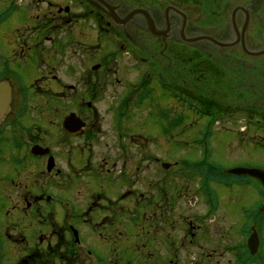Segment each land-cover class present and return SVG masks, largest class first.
Listing matches in <instances>:
<instances>
[{"label": "flooded vegetation", "instance_id": "flooded-vegetation-1", "mask_svg": "<svg viewBox=\"0 0 264 264\" xmlns=\"http://www.w3.org/2000/svg\"><path fill=\"white\" fill-rule=\"evenodd\" d=\"M22 3L0 34V240L54 222L16 264H264V190L241 230L230 207L234 185L260 181L219 187L157 153L176 140L197 157L174 166L264 168V0ZM158 110L168 122L148 137ZM249 144L262 155L226 160Z\"/></svg>", "mask_w": 264, "mask_h": 264}, {"label": "rangeland", "instance_id": "rangeland-1", "mask_svg": "<svg viewBox=\"0 0 264 264\" xmlns=\"http://www.w3.org/2000/svg\"><path fill=\"white\" fill-rule=\"evenodd\" d=\"M13 0H0V34L4 33V32H12L15 29V25L16 23H18L19 20H22L23 17L27 16L29 14L26 3H22V0H17L14 5L12 4ZM31 30V29H29ZM25 36H28L29 33H25ZM146 112V111H144ZM146 116L143 113V117ZM168 122V118L167 116L164 117L163 111L162 110H158L157 114H152L151 116H149L148 121L146 124L143 125V134L150 137L151 133L155 130H160L161 126L163 125L164 122ZM142 128V125H141ZM190 133H192V131H190ZM186 134H183L181 136H176L178 139L185 137ZM196 136L195 134H191V136L189 138H192ZM151 142V141H150ZM165 142V141H164ZM145 142H143V148L144 149H148L149 148V144L146 145ZM185 145V144H184ZM181 142H177L176 140L173 141L172 145L170 146V148L168 150H166L165 146H160L163 150H160L161 148L159 147V150L157 151L158 156L160 159H166L167 161L174 163L176 160H180L179 165H183V163L181 162L182 158H194L197 157L195 152H191V151H186V146H184ZM227 147H229L228 145L224 146V151H225V157L226 160H230L231 158H238V157H246L247 152L250 154V156L253 157H259L262 155L263 151L260 150V148H254L252 147L251 144H249V146L247 145L245 148H239V150H234L233 152H228L227 151ZM253 149V155L251 154V149ZM147 151V150H146ZM211 154V149H209L206 153L203 152L201 155V158H204L202 160V162H204V160H207L206 158L210 157ZM229 164V163H228ZM180 166H176L174 168V170L176 171L175 174H177V172L180 171H184L185 173L188 174H198V176H200V174H205V175H217L219 176V179L222 181L221 184L218 183L217 185H222L224 186V184H231L234 183L242 178H244L243 176H236V175H226L223 174L224 170L228 167V165L223 164V165H219L221 167H207V166H203V167H193V166H189L187 168H181ZM223 169V173H220L219 170ZM236 180V181H235ZM176 183L178 181V179H175ZM227 181V182H224ZM186 183H188V181L185 180H180V183L177 184V187L180 188H185L186 189ZM213 185V182H212ZM227 186V185H225ZM221 187V186H219ZM229 187V186H228ZM228 187H224L222 188V192L225 191H230V188ZM234 187H238L235 190L232 191V197L235 198L234 201H236L235 205H230L231 209L234 207V210L236 211L237 209V213H238V221L240 223V230L242 229V225L244 224V215H245V211L243 210L244 208H250L252 206V204L256 201H259L261 197L260 193L256 194L254 190H252L251 188L248 190L245 187H242V184L238 183V185H234ZM215 189L218 190V187L216 186ZM253 195V196H252ZM218 197V203L216 202V205L219 207L225 206V199L223 202V198L221 194H217ZM253 204V205H254ZM187 207H189L190 205L187 204ZM185 207V205H184ZM236 208V209H235ZM193 209L190 210V214H192ZM221 214H223V211L221 212ZM220 214V215H221ZM101 215V211L99 212H95L94 213V217H95V221H97V217ZM46 220H44V222L41 224V226L36 227H32L30 234L26 240L25 243L20 244V243H12L10 241H2L0 240V264H16L17 261L25 256L30 248H33L35 243H36V235L39 233H42L44 235H50L52 232V224L54 221L50 220L48 218V213H46ZM113 216H110V218H112ZM218 217V216H217ZM56 221L58 222H63V215L61 217L57 216L55 217ZM214 223H218V220H216ZM221 224L224 225L226 228L228 227V222L225 220H223L221 218ZM243 233V231H240V233ZM238 235L239 239H242V234ZM69 237V236H68ZM43 239H50L47 238V236H43ZM55 238L51 239V243H54ZM94 242V241H92ZM91 243V242H90ZM47 245V244H46ZM264 253V250H263ZM66 260V262H64L63 264H73V262H71V260L69 259H64ZM258 261L260 262V260L258 259Z\"/></svg>", "mask_w": 264, "mask_h": 264}, {"label": "water", "instance_id": "water-1", "mask_svg": "<svg viewBox=\"0 0 264 264\" xmlns=\"http://www.w3.org/2000/svg\"><path fill=\"white\" fill-rule=\"evenodd\" d=\"M3 104H4V101L0 100V115L3 112L2 109H1ZM227 172L228 173H233V174H240V175H243V174L252 175V176H255V177L261 179L262 182L264 183V170H262V169H258V168H241L240 167V168L231 169V170H229ZM258 244H259L258 235H257V233H254L252 235V237L250 238V242H249V245H250V247L252 249V252H256L257 251Z\"/></svg>", "mask_w": 264, "mask_h": 264}]
</instances>
